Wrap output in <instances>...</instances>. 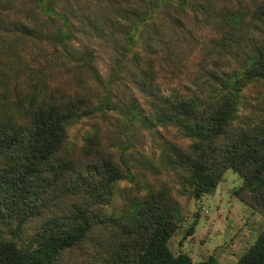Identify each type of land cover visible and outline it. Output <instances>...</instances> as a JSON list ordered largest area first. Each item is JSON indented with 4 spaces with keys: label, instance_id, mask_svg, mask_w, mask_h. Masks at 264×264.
<instances>
[{
    "label": "trees",
    "instance_id": "1",
    "mask_svg": "<svg viewBox=\"0 0 264 264\" xmlns=\"http://www.w3.org/2000/svg\"><path fill=\"white\" fill-rule=\"evenodd\" d=\"M114 1L118 10L134 14L135 28L155 7L174 5L179 22V12L191 6L188 0ZM207 5H199L208 13L205 21L222 33L216 43L235 55L237 70L224 71L228 78H222L210 69L216 84L208 94L160 95L153 111L143 106L134 114L148 126H176L191 139H168L165 155L191 194L211 191L231 168L242 178L234 193L264 217V0H255L250 10L260 38L249 46L253 38L244 32L241 11L228 3ZM209 9L215 12L211 20ZM128 35L125 50L133 52L130 29ZM91 56L86 50L80 63L101 81ZM5 75L0 87L8 101L1 104L18 115L0 114V264H219L213 255L194 263L188 253L170 249L182 212L165 182L150 180L143 190L137 183L130 196L118 198L124 194L121 179L135 176L96 120L98 110L119 106L108 92L99 98L67 81L38 82V76L20 92L5 85ZM249 88L262 94L260 100L248 97ZM80 120L92 127L71 148L70 127ZM235 264H264V228Z\"/></svg>",
    "mask_w": 264,
    "mask_h": 264
},
{
    "label": "rangeland",
    "instance_id": "2",
    "mask_svg": "<svg viewBox=\"0 0 264 264\" xmlns=\"http://www.w3.org/2000/svg\"><path fill=\"white\" fill-rule=\"evenodd\" d=\"M188 1L191 6L179 12L183 20L177 21L174 5L167 6L169 10L155 7L146 21L135 28L134 14L118 10L114 0H0V75L5 73V85L20 92L35 76L41 79L38 82L67 81L99 98L108 92L119 106L98 110L96 120L101 133L125 155L135 176L133 180L121 179L119 187L124 194L118 198L130 196L137 183L143 190L150 180L165 182L182 212L179 226L168 241L172 252H186L194 263L213 255L219 264H235L264 228L262 214L234 193L242 182L241 176L228 168L211 191L195 197L183 185L179 169L165 157L168 139L188 144L191 139L184 138L176 126L162 122L148 126L134 114L143 106L153 111V103H159L160 95L208 94L216 84L209 75L210 69L220 72L222 78H228L224 71L237 70L238 59L217 45L222 33L214 23L205 21L208 13L199 5H233L238 13L241 11L244 32L253 38L246 41L247 46L260 38L259 30L249 19L255 0ZM191 7L198 10L196 16ZM209 11L211 20L215 12ZM129 29L135 40L131 41L133 52L125 50L129 47ZM67 35L71 38L62 42ZM86 50L92 55L101 81L80 63ZM150 83L155 93L150 94ZM246 92L248 97L254 95V101L256 96L259 100L262 96L252 88ZM4 99L8 101L0 87V114L18 115V110L12 111L8 105L4 109ZM91 127L85 120L72 125L69 147L82 141ZM133 181L136 183L131 184Z\"/></svg>",
    "mask_w": 264,
    "mask_h": 264
}]
</instances>
